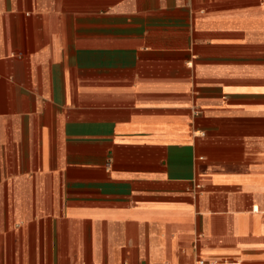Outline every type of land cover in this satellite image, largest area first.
<instances>
[{
	"label": "crops",
	"instance_id": "crops-1",
	"mask_svg": "<svg viewBox=\"0 0 264 264\" xmlns=\"http://www.w3.org/2000/svg\"><path fill=\"white\" fill-rule=\"evenodd\" d=\"M199 258L264 264V0H0V264Z\"/></svg>",
	"mask_w": 264,
	"mask_h": 264
},
{
	"label": "built area",
	"instance_id": "built-area-1",
	"mask_svg": "<svg viewBox=\"0 0 264 264\" xmlns=\"http://www.w3.org/2000/svg\"><path fill=\"white\" fill-rule=\"evenodd\" d=\"M253 210L254 211H258V208L257 207H254ZM203 263H204V259L199 258L198 259V264H203Z\"/></svg>",
	"mask_w": 264,
	"mask_h": 264
}]
</instances>
